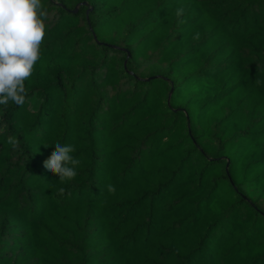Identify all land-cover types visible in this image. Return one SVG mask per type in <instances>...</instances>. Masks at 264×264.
<instances>
[{
  "label": "trees",
  "instance_id": "1",
  "mask_svg": "<svg viewBox=\"0 0 264 264\" xmlns=\"http://www.w3.org/2000/svg\"><path fill=\"white\" fill-rule=\"evenodd\" d=\"M42 3L0 110V264H264V0Z\"/></svg>",
  "mask_w": 264,
  "mask_h": 264
},
{
  "label": "clouds",
  "instance_id": "2",
  "mask_svg": "<svg viewBox=\"0 0 264 264\" xmlns=\"http://www.w3.org/2000/svg\"><path fill=\"white\" fill-rule=\"evenodd\" d=\"M183 12V8H177L176 16L180 17ZM47 18L48 11L42 0H0V110L3 112L10 104L22 106L26 102L25 81L31 78L41 58ZM194 39L198 40L199 34ZM6 128L3 124L0 131ZM7 142L13 149L19 147V140L14 136H9ZM54 147L55 151L44 161V168L57 174L60 181L72 180L80 164V160L71 155L74 147L60 143ZM108 191L114 194L116 189L109 185ZM64 192L65 189H59L60 195Z\"/></svg>",
  "mask_w": 264,
  "mask_h": 264
},
{
  "label": "rangeland",
  "instance_id": "3",
  "mask_svg": "<svg viewBox=\"0 0 264 264\" xmlns=\"http://www.w3.org/2000/svg\"><path fill=\"white\" fill-rule=\"evenodd\" d=\"M98 35L100 39H106L104 34L102 35L101 33H99Z\"/></svg>",
  "mask_w": 264,
  "mask_h": 264
}]
</instances>
